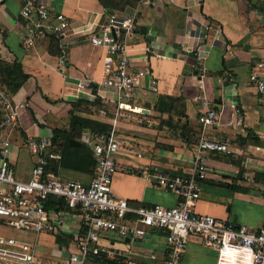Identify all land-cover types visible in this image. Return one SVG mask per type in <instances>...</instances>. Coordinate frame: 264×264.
<instances>
[{
  "label": "crops",
  "instance_id": "crops-1",
  "mask_svg": "<svg viewBox=\"0 0 264 264\" xmlns=\"http://www.w3.org/2000/svg\"><path fill=\"white\" fill-rule=\"evenodd\" d=\"M45 2L52 16L63 14L70 25L67 36L60 40V56L50 53V36L40 37L25 48L23 37L29 22L21 16V9L26 0L0 4V61L17 60L30 76L14 95L16 101L28 104L18 127L10 132L8 162L17 180H30L36 163L27 140L52 137L54 130L69 129L73 111L78 118L111 125L112 134L123 139L127 148L143 154L142 159L127 151L115 156L116 162L126 167L114 177L115 197L134 208L177 206L178 195L149 180L143 168L184 175L193 170L198 139L183 141L180 130L166 125L168 115L158 110L159 97H182L187 122L196 135L203 133L206 139L225 144L231 151H205L208 177L196 211L235 227L260 230L264 224V99L250 83V74L254 65L264 61V0H156L118 11L137 16L129 54L136 69L150 68L159 83L157 92L138 88L131 108L122 110L117 109L116 94L102 85L105 50L91 45L92 32L76 35L72 31L83 27L97 31L110 13L99 0ZM198 46L203 49L201 62L197 61ZM197 98L208 100L222 113L221 125L203 130L198 119L204 111ZM96 99L103 108L92 106ZM79 100L83 102L73 109L72 103ZM234 103L242 109L241 124L232 111ZM232 120L235 123L231 126ZM177 121L175 117L174 123ZM85 132L89 131H83L80 139ZM53 174L61 181L88 184L95 171L60 168ZM78 213L67 211L65 224L56 234H41L30 242L36 245L39 264H62L69 253L77 252L76 241L83 230ZM134 219V215L128 217L129 221ZM101 245L126 251L136 260H147L155 253L162 261L168 249L166 232L158 229L133 244L103 233ZM90 260L100 261L90 258L87 264H96ZM123 260L116 257L118 263ZM216 260L214 249L192 237L180 264H216Z\"/></svg>",
  "mask_w": 264,
  "mask_h": 264
},
{
  "label": "built area",
  "instance_id": "built-area-1",
  "mask_svg": "<svg viewBox=\"0 0 264 264\" xmlns=\"http://www.w3.org/2000/svg\"><path fill=\"white\" fill-rule=\"evenodd\" d=\"M4 1L0 0V4ZM155 1L140 0V3L147 6ZM21 16L29 22L23 37L26 49L40 37L55 36L62 40L69 31L65 15L52 16L45 0H26ZM136 21L135 14L115 11L109 14L97 31L88 27L72 29L76 35L92 32L91 45L105 50L102 85L116 94L118 110L131 108L130 101L138 88L151 92L158 90L159 83L153 71L150 68L136 69L129 54V39L136 35ZM202 60L203 49L198 46L197 61ZM250 83L264 99V61L254 65ZM197 100L204 111L198 119L203 130L221 125L222 113L208 100ZM27 107L26 102L16 101L2 86L0 77V226H9L37 237L45 233L56 234L65 224L67 211L79 212L84 234L76 241L77 252L69 253L62 264H87L94 255L114 260L121 257L124 264H180L192 237H199L207 247L217 252L216 264H264V224L260 230L235 227L225 220L196 211L203 182L208 177V162L204 153L208 150L231 153L227 145L210 141L203 133L197 134L193 170L188 175L160 169L150 171L144 167L146 177L159 187L177 194L179 203L173 208L158 205L134 208L128 201L113 194L115 175L126 171L125 166L116 162L115 156L127 151L129 155L142 159L143 154L133 147L127 148L125 141L114 134L105 137L85 132L82 135L81 142L90 147L97 163L94 177L88 184L78 180L61 181L50 172L51 162L59 161L63 156L62 140L54 136L27 140L28 151L35 157L36 163L30 180H17L8 162L12 150L10 132L18 127L22 111ZM231 108L236 122L241 124L244 119L242 109L235 103ZM101 113L107 115L106 111ZM234 123L232 120L229 125ZM51 199L62 201L64 209L49 207ZM130 215H134L135 219L129 221ZM157 229L166 232L168 244L162 261L155 253L150 254L147 260H136L126 251H115L101 245L103 233L115 234L122 241L133 244ZM38 259L35 244L0 235V264H39Z\"/></svg>",
  "mask_w": 264,
  "mask_h": 264
},
{
  "label": "trees",
  "instance_id": "trees-1",
  "mask_svg": "<svg viewBox=\"0 0 264 264\" xmlns=\"http://www.w3.org/2000/svg\"><path fill=\"white\" fill-rule=\"evenodd\" d=\"M99 2L111 14L114 11L125 12L130 8L134 9L138 6L140 0H99ZM50 53L55 56H60L62 53L60 39L55 36L51 37ZM0 77L2 86L13 96L16 95L30 79V76L24 73L22 65L17 60L12 63L0 61ZM81 102H83V100L72 103L73 109H76ZM158 104L159 112L168 115V119L165 121L166 125L171 126L172 129L180 130L183 141L190 143L191 139L196 138L195 130L191 128L187 122L188 118L184 110L185 103L182 97L174 98L161 96L159 97ZM92 106L103 108L100 99H96ZM70 117L71 125L69 129L54 130V138L61 139L64 142L63 156L61 160L51 162L50 171L57 174L60 168H69L93 174L97 163L90 147L84 143H82L81 146L72 147L70 141L72 139L81 141L80 136L83 131L109 137L112 134L113 127L108 124L78 118L74 115L73 111L70 113ZM175 117L178 118L176 123H174ZM182 120H185V122L182 126L178 127L177 125L183 122ZM158 147L162 148L164 146L158 145ZM48 205L49 207H55L56 210L64 209L62 201L57 203L51 199ZM82 234H84V229L82 230ZM90 261L98 264H106L103 261Z\"/></svg>",
  "mask_w": 264,
  "mask_h": 264
},
{
  "label": "rangeland",
  "instance_id": "rangeland-1",
  "mask_svg": "<svg viewBox=\"0 0 264 264\" xmlns=\"http://www.w3.org/2000/svg\"><path fill=\"white\" fill-rule=\"evenodd\" d=\"M0 235L5 237H12L16 240H25L27 242H31L35 238L34 234L31 233L24 234L23 232L17 231L9 226H0Z\"/></svg>",
  "mask_w": 264,
  "mask_h": 264
},
{
  "label": "water",
  "instance_id": "water-1",
  "mask_svg": "<svg viewBox=\"0 0 264 264\" xmlns=\"http://www.w3.org/2000/svg\"><path fill=\"white\" fill-rule=\"evenodd\" d=\"M70 144L73 145V146H81L82 145L81 143H79L78 141H75V140H71ZM55 201L59 202L58 199H55ZM91 258L103 261L106 264H124V263H118L116 260L109 259V258H106V257H101V256H92Z\"/></svg>",
  "mask_w": 264,
  "mask_h": 264
}]
</instances>
